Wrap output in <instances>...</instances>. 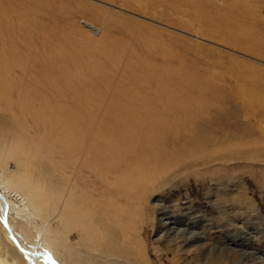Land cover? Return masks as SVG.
Returning <instances> with one entry per match:
<instances>
[{
  "label": "rangeland",
  "instance_id": "obj_1",
  "mask_svg": "<svg viewBox=\"0 0 264 264\" xmlns=\"http://www.w3.org/2000/svg\"><path fill=\"white\" fill-rule=\"evenodd\" d=\"M2 1L8 66L23 68L7 70L35 59V89L17 88L43 116L0 95L3 183L44 217L57 262L264 264V0ZM47 118L91 122L97 150L53 141ZM18 218L26 241L42 237ZM1 221V264H27Z\"/></svg>",
  "mask_w": 264,
  "mask_h": 264
},
{
  "label": "bare ground",
  "instance_id": "obj_2",
  "mask_svg": "<svg viewBox=\"0 0 264 264\" xmlns=\"http://www.w3.org/2000/svg\"><path fill=\"white\" fill-rule=\"evenodd\" d=\"M7 2H8V0H7ZM3 4H4L3 1L0 0V95H2V99L5 100L7 104H10L11 103L9 97L11 95H13L15 97V99L13 100L12 103H14L15 107L17 108V110L20 113L32 114V115L35 114V116H37L39 118V120L41 121L42 118H43V116L41 115V113L38 112V111L37 112L40 113V114L35 113V102L37 103V101L35 100V98H37L35 96V92H32L31 95L29 93H27V95L26 94H22L21 95V93H20L21 91L18 90V88H20L22 90L24 89V90H27V91H29L30 89L31 90L32 89H35V66L30 67V64L35 65V63H33V61L35 59L27 58L26 62H24L27 65L25 67V71L22 72V74H18L17 73L18 69L21 67V65H20V67L17 66L19 63L18 64L16 63L17 65L16 64H13L11 67L8 66L9 62H7V60H9V61L10 60H13V62L16 61L13 57H11V55L16 51L14 49V47H13V45H16V43L14 41H12V43H11L10 40H7L6 41V39L4 41L5 35H4L3 30H4L5 27H6L5 30L7 29V26H6L7 25V22H6L7 19H6V17H7L8 14H11L8 11H12V9H10L11 7L10 8H6V6L3 5ZM4 6H5L6 9L4 8ZM83 23H84V25L89 30H91V31H93L95 33L97 32V28H95L89 22L85 21ZM5 32H6V34H8L7 31H5ZM3 48L4 49L5 48L7 49V51L5 53H4L5 50L3 51ZM18 49L20 50V48H18ZM57 53H58V51H57ZM5 60H6V62H5ZM17 60H19V59H17ZM30 60L32 62H29ZM24 63H22V64H24ZM24 66H25V64H24ZM28 66H29V68H27ZM13 68L17 69V71L14 74L12 73L13 71H8L7 70V69L11 70ZM16 76H18L19 78L16 77ZM120 83H122V82H120ZM17 86H18V88H17ZM62 89L65 90L64 88H62ZM120 90H123V89L120 88ZM121 93H122V91H121ZM123 95H124V93H123ZM65 96H66L65 93L63 95H60L58 91H57V94L54 96V99L56 98L58 100L57 101L58 103L56 105L62 107L61 109H59V108L56 107L58 110H62V112H60L61 114L64 115V116L62 115L63 116L62 118L67 117V115L69 114V112L73 108L72 105H71V107H72L71 109L68 107L69 105L66 103L67 100L65 99ZM106 105H108V104H106ZM49 106L50 105H46V106H43V107H45L44 109H47ZM50 108H52V107H50ZM74 109L76 111L79 110L78 108H74ZM52 111H53V109H52ZM72 111H74V110H72ZM51 113L52 112H50L49 115ZM73 114L75 115V113H73ZM85 115H86V113H85ZM155 116H153V118ZM55 119H58V118H55ZM75 119H76L75 122H79L80 120H83V115L80 117V114L79 113H76ZM35 121H36L35 123L37 124L38 123L37 122L38 120L35 119ZM44 121L41 122V123L46 126V130L48 129L49 130V133L51 132L50 135L53 137L52 138L53 141H55L57 138H60V140H63L62 141L63 142L62 144H64L69 149H72V151L74 150V152H75L76 149L81 148L82 145L85 146L86 148H89V149H92V150H97L96 145L92 144V142H89V140H88L89 136L90 135H93L95 133V131H94L95 130V127H93V125H91L92 124L91 122H85V121L83 122L82 121L80 124L75 125L76 128H74V131L71 132V129L68 126H66L65 123H62V122L61 123H58L57 121L55 122V121H53V120H51L49 118H47V121H45V122ZM138 123H139V121H138ZM159 124L160 123H158V127L155 128L154 127L155 125H154L151 128L152 132H154L156 134L158 133L157 128H159V126H162V125H159ZM96 125H98V124H96ZM156 126H157V123H156ZM77 127H82L80 129L81 130V133L78 132ZM107 134H109V133H107ZM95 136H96L97 139H94V141L97 140L96 143L100 144L98 142L99 141L98 140L99 135H97V133H96ZM155 138H156V136L155 137H152L151 139H155ZM156 141H157V139H156ZM60 143H61V141H60ZM109 146H110V144H109ZM100 147H102V146H100ZM100 150H101V148H100ZM67 152H69V150ZM107 152H108V150H107ZM98 157H100V156H98ZM94 160H95V158H94ZM93 161H91V163ZM107 164H108V162H107ZM13 168H15V165H8V167H7V165H2V166L0 165V220H2L1 223L3 225L4 235L6 236V239H7L8 243H9V245L11 247L14 246L21 254L24 255V256L23 255H21V256L23 257L24 261H26L27 264H59L57 262V258L53 255V253L51 252V250L48 249V244L50 245V248H51V246H54L55 247L57 245H60L61 242L56 243L57 240L55 242V241H52L51 239H48L47 247L43 246L44 245L43 242L46 240L45 233H44V232H46V230H45L46 226H45V223H44V220H43L44 217L43 216H40L39 213L36 212L37 215H38V217L40 218V219H38V218H36V216H35L34 213H28V212L24 211L29 206V198H27L28 197V194L27 193L24 194V193H21V192H17L16 190L13 189L12 186L3 183V180H5L6 176L10 173L9 171H12V172L15 171ZM92 186L90 188L92 189L93 192L96 189H98L96 185H94L93 187ZM89 197H91V195H89ZM27 215H29L28 216L29 218L35 219V223L38 222V227L41 228V232H42V237L41 236H40L41 238L38 237L33 242L26 241L25 240V235L23 233L18 232L13 227V225L10 222V218L19 217L18 219H20V218L21 219H27L28 218ZM4 222H6V224L8 226V229L3 224ZM12 236H14V238H15L14 240H13ZM51 259H53L54 262H52ZM0 264H1V262H0Z\"/></svg>",
  "mask_w": 264,
  "mask_h": 264
},
{
  "label": "water",
  "instance_id": "obj_3",
  "mask_svg": "<svg viewBox=\"0 0 264 264\" xmlns=\"http://www.w3.org/2000/svg\"><path fill=\"white\" fill-rule=\"evenodd\" d=\"M3 224H4L5 227L8 229V226H7L6 222H4ZM12 238H13V240L15 239L14 236H12ZM51 260H52V262H54L53 259H51Z\"/></svg>",
  "mask_w": 264,
  "mask_h": 264
}]
</instances>
